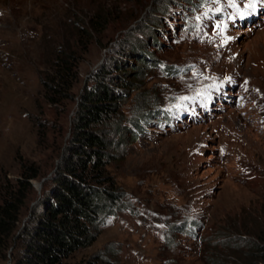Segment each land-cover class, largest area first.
Returning a JSON list of instances; mask_svg holds the SVG:
<instances>
[{"label": "rangeland", "instance_id": "obj_1", "mask_svg": "<svg viewBox=\"0 0 264 264\" xmlns=\"http://www.w3.org/2000/svg\"><path fill=\"white\" fill-rule=\"evenodd\" d=\"M97 14L105 29L77 64L72 99L46 106L41 79L66 28ZM116 62L142 70L96 127L124 205L69 263L243 264L244 241L264 234V0H0V177L19 175L20 161L42 169L0 264L20 253L42 183L67 153L80 92L106 69L114 87Z\"/></svg>", "mask_w": 264, "mask_h": 264}, {"label": "trees", "instance_id": "obj_2", "mask_svg": "<svg viewBox=\"0 0 264 264\" xmlns=\"http://www.w3.org/2000/svg\"><path fill=\"white\" fill-rule=\"evenodd\" d=\"M95 17L89 26L76 22L71 33L66 28L61 38L63 43L55 49V58L49 64L50 73L41 79L46 106L66 104L72 99V89L78 79L77 64L88 51L94 33L105 29V18L99 14ZM138 63L146 61L138 60ZM115 64L114 87L106 81L110 72L106 69L99 73L94 86H85L80 92L71 118L67 153L59 158L42 183V193L20 232L22 248L20 253L12 255L13 264H70L69 259L75 252L95 241L98 225L123 209L122 197L107 175L112 145L106 134L96 127L106 124L117 114L119 101L124 98L122 90L137 84L142 70L133 71L118 62ZM29 121L37 126L36 117ZM38 125L44 136L43 122ZM18 165L19 175L13 179L7 174L0 177V261L6 259L12 247L33 191L32 181L42 176L41 166L35 162L20 161ZM244 247L240 254L243 264H264V234L246 239Z\"/></svg>", "mask_w": 264, "mask_h": 264}, {"label": "bare ground", "instance_id": "obj_3", "mask_svg": "<svg viewBox=\"0 0 264 264\" xmlns=\"http://www.w3.org/2000/svg\"><path fill=\"white\" fill-rule=\"evenodd\" d=\"M226 45H228L229 46V48H231V49H235L236 47L235 46H233L232 45V43H231V40L229 39L227 42H226ZM228 68V67H227ZM232 68L234 69V71H236V72H242V68H241V66L239 65V64H234V65H232ZM246 71L244 70V73H245ZM248 75H244V79L245 80H250V79H252V76L249 74V73H247Z\"/></svg>", "mask_w": 264, "mask_h": 264}]
</instances>
